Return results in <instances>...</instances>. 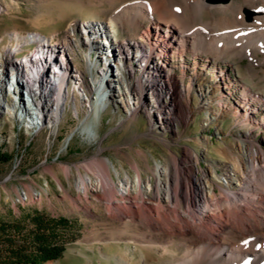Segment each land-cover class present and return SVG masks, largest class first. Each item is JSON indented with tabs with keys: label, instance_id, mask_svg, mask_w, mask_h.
<instances>
[{
	"label": "rangeland",
	"instance_id": "rangeland-1",
	"mask_svg": "<svg viewBox=\"0 0 264 264\" xmlns=\"http://www.w3.org/2000/svg\"><path fill=\"white\" fill-rule=\"evenodd\" d=\"M138 1L155 0H0V54L11 49L21 58L35 49L33 37L61 40L69 27L77 30L78 18L89 16L110 23L115 10ZM155 11L152 18L156 22L161 17L160 8L156 6ZM205 12L203 20L211 19L212 13L219 15L212 10ZM243 17L251 18L249 9L243 10ZM147 24L141 18L127 30L111 25L123 38L139 35ZM184 60V73L177 64L170 85L155 87L159 100L166 98L170 104L162 116L170 113L171 117L161 128L153 125L141 106L131 118L129 106L122 101L125 95L121 99L115 94L103 110L97 109L98 104L91 108L79 93L69 95L56 122H50L52 115H41L34 126L22 124L14 114L4 112L5 101L0 100V152L10 156L0 163V254L20 243L33 226L32 218L38 216L63 220L58 224V233L64 249L55 261L44 264H176L195 244V234H212L219 218L231 222L237 219L230 209H224L221 215L211 211L200 231L197 220L180 214L158 193L166 185L173 191V158L178 156L184 161L190 152L199 157L196 168L182 162L188 168L192 187L198 188L195 176L206 181L219 180L218 175L228 179L222 173L235 164L239 147L236 132L249 130L234 125L237 112L243 113L238 105L244 92L264 98V66L250 62L244 55L214 60L208 52ZM73 61L80 67L79 56ZM163 67L160 65L156 76L163 75ZM179 82L184 87L189 85V93L179 95L177 91L183 89ZM167 86L173 88L172 92L167 93ZM222 95H226L225 101L220 100ZM145 103H152L150 96L145 97ZM85 107L93 110L89 112ZM254 109L256 118L264 116V104L256 103L250 108ZM83 126L93 128V140L81 130ZM249 139L264 147V126L254 128ZM202 144L206 150L201 149ZM225 147H230V156L224 155ZM157 164L169 167L168 171H157ZM213 165L218 173L213 172ZM84 176H89L92 184L78 189L77 178ZM100 177L102 182L97 184ZM125 178L129 190L120 194L118 185ZM139 183L146 185L147 195H141ZM260 248L264 249V240ZM208 251L207 256L213 250ZM205 260L195 264H206Z\"/></svg>",
	"mask_w": 264,
	"mask_h": 264
},
{
	"label": "bare ground",
	"instance_id": "bare-ground-1",
	"mask_svg": "<svg viewBox=\"0 0 264 264\" xmlns=\"http://www.w3.org/2000/svg\"><path fill=\"white\" fill-rule=\"evenodd\" d=\"M156 6L160 8L161 17L155 22L152 17ZM245 8L251 12L248 20L243 17ZM211 10L219 15L212 13L211 19L203 20L204 12ZM141 18L148 24L136 36L119 38L111 25L127 30L135 27ZM77 20V30L69 27L61 40L33 37L35 49L26 56L18 58V51L11 49L0 54V100L5 101L2 102L6 109L4 112L14 114L20 123L34 126L41 115H52L50 122H56L69 95L73 97L79 93V97H86L91 108L98 104L97 109L103 110L116 94L121 99L125 95L122 101L129 106L131 118H135L136 109L141 106L153 125L161 128L171 117L170 113L162 116L170 104L166 98L159 100L155 87L164 83L170 85L169 79L177 64L184 73V58H195L197 54L202 56L206 52L214 60L244 55L250 62L264 66V0L217 3L206 0L138 1L115 10L110 23L99 22L89 16ZM74 56H79L80 67L75 65ZM160 65L165 66L161 77L156 76ZM131 79L136 81L131 83ZM178 84L183 87L181 91L177 89L179 95L189 93V85ZM165 88L167 93L173 90L169 86ZM147 96L151 97L153 104L146 105ZM248 96V92L242 94L238 107L243 109V113L237 112L234 125L240 126L239 129L246 126L249 130L236 132L239 141L233 159L236 165L232 169L225 168L222 173L228 179L223 180L218 175L219 180L212 178V181H206L202 176H195L198 188L192 187L191 177L186 174L188 168L182 162L187 161L188 167L196 168L199 157L190 152L184 161L178 156L173 158V191L166 185L158 193V197L162 194L167 201H171L169 205L179 210L180 214L197 220L200 231L203 230L204 218L211 211L221 215L224 209H230L237 218L232 222L219 218L217 228L206 237L195 234L196 245L192 243L195 246L185 251L178 264H185L193 258L187 264H195L205 258L206 264H264V249L260 248L264 240V147L249 139V133L254 128L262 129L264 126V116L256 118L258 108H250L256 103L264 104V98L250 95L248 99ZM225 98L226 95H222L220 100L225 101ZM135 100L137 106L132 105L131 108L130 103ZM85 109L88 110L87 107ZM226 110L224 113H227ZM236 110L237 107H234V113ZM74 112L77 113V110ZM81 130L87 131V138L94 139L95 131L91 126H83ZM201 149L206 150V145L202 144ZM230 153V147H225L224 155L227 157ZM104 161L107 162L106 159ZM217 168L213 165L214 173H218ZM168 169L156 165L157 171L167 172ZM103 180L106 184L111 182L105 177ZM101 182L100 177L97 184ZM128 183L125 178L119 183L117 191L128 193ZM91 184L89 176L79 177L76 181L78 189ZM146 185L139 183L142 196L148 194ZM209 248L213 251L207 256Z\"/></svg>",
	"mask_w": 264,
	"mask_h": 264
},
{
	"label": "trees",
	"instance_id": "trees-1",
	"mask_svg": "<svg viewBox=\"0 0 264 264\" xmlns=\"http://www.w3.org/2000/svg\"><path fill=\"white\" fill-rule=\"evenodd\" d=\"M9 154L0 152V163L7 162ZM33 226L20 243L0 254V264H44L55 261L64 249L61 239L59 223L63 220L53 221L35 216L32 218Z\"/></svg>",
	"mask_w": 264,
	"mask_h": 264
},
{
	"label": "water",
	"instance_id": "water-1",
	"mask_svg": "<svg viewBox=\"0 0 264 264\" xmlns=\"http://www.w3.org/2000/svg\"><path fill=\"white\" fill-rule=\"evenodd\" d=\"M207 2H210V3H217V2H226L228 0H206ZM246 14L249 15V12L246 11Z\"/></svg>",
	"mask_w": 264,
	"mask_h": 264
}]
</instances>
